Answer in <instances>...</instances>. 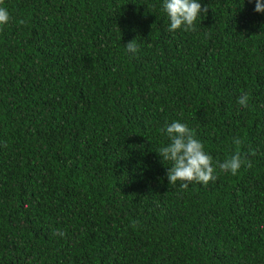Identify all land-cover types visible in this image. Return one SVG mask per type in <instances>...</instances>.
Wrapping results in <instances>:
<instances>
[{
  "label": "trees",
  "instance_id": "obj_1",
  "mask_svg": "<svg viewBox=\"0 0 264 264\" xmlns=\"http://www.w3.org/2000/svg\"><path fill=\"white\" fill-rule=\"evenodd\" d=\"M197 2L2 0L0 264H264V13ZM172 122L251 167L170 186Z\"/></svg>",
  "mask_w": 264,
  "mask_h": 264
},
{
  "label": "clouds",
  "instance_id": "obj_2",
  "mask_svg": "<svg viewBox=\"0 0 264 264\" xmlns=\"http://www.w3.org/2000/svg\"><path fill=\"white\" fill-rule=\"evenodd\" d=\"M255 3V12L264 13V2L262 0H249V3ZM2 3V0H0ZM162 10L167 14L170 21L169 31L174 32L183 27L184 31H195L194 23L201 12L206 15L208 6L202 8L197 0H163ZM10 20L9 13L5 7L0 6V25H6ZM22 24L23 21H20ZM137 39L129 42L125 49L128 53L135 54L138 51ZM249 94L243 93L238 98V104L241 107H248ZM166 135L169 143L157 149V154L162 157V162H169L171 167L167 168V179L170 186L175 187L177 182L182 190H186L190 183L207 184L216 179L214 175L216 169L224 173L236 175L243 164L251 167V163L243 160L239 151L222 162L217 161L213 166V158L204 151V145L195 138L194 133L186 124L181 122H172L165 124L164 128L159 130ZM233 143L239 147L241 140L239 137L233 140ZM135 226V223H133ZM64 235V233H60Z\"/></svg>",
  "mask_w": 264,
  "mask_h": 264
}]
</instances>
